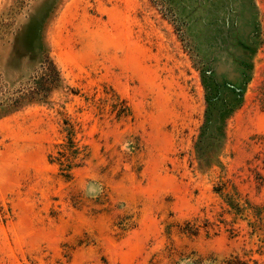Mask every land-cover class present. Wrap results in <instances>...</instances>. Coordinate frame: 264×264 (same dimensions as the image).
Returning <instances> with one entry per match:
<instances>
[{
	"label": "rangeland",
	"instance_id": "rangeland-1",
	"mask_svg": "<svg viewBox=\"0 0 264 264\" xmlns=\"http://www.w3.org/2000/svg\"><path fill=\"white\" fill-rule=\"evenodd\" d=\"M0 264H264V0H0Z\"/></svg>",
	"mask_w": 264,
	"mask_h": 264
},
{
	"label": "trees",
	"instance_id": "trees-1",
	"mask_svg": "<svg viewBox=\"0 0 264 264\" xmlns=\"http://www.w3.org/2000/svg\"><path fill=\"white\" fill-rule=\"evenodd\" d=\"M50 65H52V63L50 62ZM39 92H42V91H39Z\"/></svg>",
	"mask_w": 264,
	"mask_h": 264
}]
</instances>
